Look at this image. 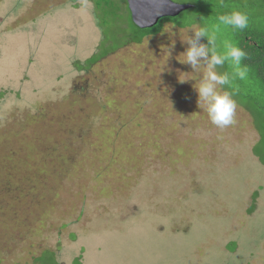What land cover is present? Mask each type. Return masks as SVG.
I'll return each instance as SVG.
<instances>
[{
    "label": "rangeland",
    "instance_id": "obj_1",
    "mask_svg": "<svg viewBox=\"0 0 264 264\" xmlns=\"http://www.w3.org/2000/svg\"><path fill=\"white\" fill-rule=\"evenodd\" d=\"M117 1L122 15L107 18L89 0H0V264H264L257 133L236 100L240 113L236 107L225 128L199 107L206 62H181L199 25L168 22L116 48L131 25L126 1ZM216 5L247 13L248 24L264 30V0ZM218 17L204 26L213 30ZM235 33L219 25L218 44L236 43ZM250 83L247 75L231 87L245 94ZM73 90L92 104L85 140L67 144L77 151L70 167L41 176L38 157L59 140L52 129L48 139L35 129L42 136L33 141L23 111L38 110L47 124V106L72 99ZM59 111L72 116L73 105ZM20 130L24 146L9 155ZM60 159L53 155L51 169Z\"/></svg>",
    "mask_w": 264,
    "mask_h": 264
},
{
    "label": "trees",
    "instance_id": "obj_2",
    "mask_svg": "<svg viewBox=\"0 0 264 264\" xmlns=\"http://www.w3.org/2000/svg\"><path fill=\"white\" fill-rule=\"evenodd\" d=\"M94 1L95 6L103 13L106 12L107 18L109 16V12L112 13V15H119L122 12V5L119 3L120 1L117 0H89ZM126 1V0H122ZM229 2V0H227ZM238 2L242 3V0H237ZM97 2V3H95ZM217 0H198L192 8H189L186 11L190 12L189 16L179 14L175 17H163L159 20V22L150 28L142 29L135 25L131 19L130 12L127 8V5H125L126 11L128 12L129 16V22L130 27L128 25V28L124 29L122 28L123 34L125 39L119 43L116 48H119L127 43L130 42H136L141 43L143 38L151 35V34H157L161 31L163 25L165 23L171 22L177 24V26H180L181 28L190 26L192 24H198L199 27H203L206 18L209 16H220L223 14H228V12H221L218 10V6L216 5ZM223 6V5H222ZM120 21V17L118 18ZM186 20V22H185ZM116 24L118 25V20L116 21ZM101 27L103 25L100 24ZM121 26V25H120ZM122 27V26H121ZM235 39L236 43L240 48H242L246 53V57L242 61V64L246 65L249 69L248 76L251 79V83L249 84L247 92L244 94L240 92L239 90L232 88L231 86H225L222 90H228L233 92V98L237 101L238 105L242 107L246 112L245 115H242L246 120V123L251 124L253 130L257 133V140L255 141L252 152L254 153V156L258 158V160L261 162V164L264 165V30L262 28H257L254 24H248V27H246L243 30H235ZM130 38V40H128ZM208 43V40L206 41ZM116 48L112 47L103 52V55H99L96 60H93L89 66V68L96 63L97 61L102 58V56L107 55L113 51L116 50ZM227 65H230L228 63L225 64V66L222 68V73L228 72L231 74V71L227 67ZM79 70L81 69L79 66ZM221 72V71H220ZM74 90L72 91V93ZM5 95L4 92L0 93V97ZM73 105V115L64 117L59 111V107H63L64 104L67 102ZM88 103H90L91 107V101L90 97L86 96L84 97L82 94L73 93L72 99H70V95L66 98L65 101L59 102V107L54 106L53 104L49 107L47 106V112H48V118L51 119L49 123H41L43 114H39L38 110L35 109L34 113H30L31 109L26 108L25 111H23V116L28 118V123H23L22 129H28V127H31V131L27 133V136L33 137L32 140L37 142L39 139L37 135L40 136L44 135L45 139H48L50 134L48 131L52 129L53 136L58 138V145L55 149L50 150L48 147L46 148L47 152H41V155L38 157L37 164L34 166L37 169V173L41 176L45 175H51L53 172L52 170H55V168L61 167V169H65L70 167L72 165L74 159L76 158V150H72L70 147L67 146L70 142L76 143V138H81L83 140L84 134L86 133L85 128L83 125L89 122V114L91 112V107L89 109ZM237 107V106H236ZM87 110H86V109ZM238 109V107H237ZM239 111V109H238ZM52 112V113H50ZM240 113V111H239ZM19 122V126H22V122ZM251 122V123H250ZM29 124V125H28ZM21 129V130H22ZM35 129H43L44 132L42 135L40 133H37L33 130ZM21 130L14 133L13 136L15 137V141L11 142L12 147L10 149L9 155H11L14 151V144L21 145L19 147H16L17 150L20 153L21 148L24 146V140H26L27 136H23L21 133ZM18 136H17V135ZM22 136V137H21ZM72 138V139H69ZM24 139V140H23ZM74 139V140H73ZM14 140V139H13ZM85 140V139H84ZM83 140V141H84ZM114 142V141H113ZM82 142L79 143V148H81ZM69 148V152H68ZM50 152V154H48ZM122 155H126L125 151L121 150ZM57 153V156L61 157L59 162L55 165L54 169H51L52 167V157L54 154ZM7 155V156H9ZM120 164V163H119ZM16 163H12L10 166H8L9 169L14 167ZM121 165H124L122 163ZM107 171V170H106ZM30 173V172H29ZM65 174L66 171H63ZM105 174H101V177ZM60 177V176H59ZM58 177V178H59ZM44 187V186H43ZM44 190V189H40ZM258 197V193L256 192L254 194V199ZM255 208V206H254ZM253 207L250 209V213L252 212ZM53 254V252H52Z\"/></svg>",
    "mask_w": 264,
    "mask_h": 264
},
{
    "label": "clouds",
    "instance_id": "obj_3",
    "mask_svg": "<svg viewBox=\"0 0 264 264\" xmlns=\"http://www.w3.org/2000/svg\"><path fill=\"white\" fill-rule=\"evenodd\" d=\"M218 20L219 24L211 31L205 26L194 31L193 36L187 39L189 47L183 54L185 59L181 62L188 63L193 68L200 64L201 58L206 62V74L197 87L198 105L206 110L212 124L225 128L235 122L236 101L233 92L221 89L225 86L230 87L232 81L236 79L245 80L249 69L242 64L247 53L231 41H222L218 44L217 32L219 25L231 27L233 30H243L248 27L249 17L247 13L237 10L220 15ZM202 37H207V44L199 43ZM226 63L232 66L231 74L218 73L215 70L217 66ZM180 82H186V78L180 79Z\"/></svg>",
    "mask_w": 264,
    "mask_h": 264
},
{
    "label": "water",
    "instance_id": "obj_4",
    "mask_svg": "<svg viewBox=\"0 0 264 264\" xmlns=\"http://www.w3.org/2000/svg\"><path fill=\"white\" fill-rule=\"evenodd\" d=\"M131 19L145 29L156 25L163 17H175L192 8L193 4H180L173 0H126Z\"/></svg>",
    "mask_w": 264,
    "mask_h": 264
},
{
    "label": "flooded vegetation",
    "instance_id": "obj_5",
    "mask_svg": "<svg viewBox=\"0 0 264 264\" xmlns=\"http://www.w3.org/2000/svg\"><path fill=\"white\" fill-rule=\"evenodd\" d=\"M128 7V6H127Z\"/></svg>",
    "mask_w": 264,
    "mask_h": 264
}]
</instances>
